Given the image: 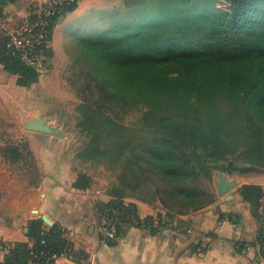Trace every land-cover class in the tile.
I'll list each match as a JSON object with an SVG mask.
<instances>
[{
    "label": "trees",
    "instance_id": "trees-1",
    "mask_svg": "<svg viewBox=\"0 0 264 264\" xmlns=\"http://www.w3.org/2000/svg\"><path fill=\"white\" fill-rule=\"evenodd\" d=\"M136 2L137 12L128 20L83 44L87 80L96 82L100 99L78 108L84 115L79 129L90 138L78 157L121 170L119 183L108 189L112 199L99 206V213L110 207L122 213L118 237L133 225L162 223V215L140 219L136 207L124 202L127 197L158 201L164 217L173 219L215 202L204 188L214 171L233 175L238 162L264 168V0ZM78 5L50 20L47 42L36 48L46 67L54 56L56 26ZM3 33L0 65L18 77V85H33L40 72L14 53ZM135 108L142 113L140 127L131 129L118 111ZM88 179L82 174L78 181ZM239 193L263 223L258 241L264 246L259 213L264 189L245 184ZM229 219L240 221L235 214ZM66 234L58 225L47 230L33 220V245H8L3 264H53L61 255L75 259Z\"/></svg>",
    "mask_w": 264,
    "mask_h": 264
},
{
    "label": "crops",
    "instance_id": "crops-1",
    "mask_svg": "<svg viewBox=\"0 0 264 264\" xmlns=\"http://www.w3.org/2000/svg\"><path fill=\"white\" fill-rule=\"evenodd\" d=\"M86 1L90 0L81 4ZM4 2L0 31L38 16L44 4V0ZM17 80L0 65V245L32 246L29 223L41 220L47 230L55 225L63 228L76 253L75 259L55 257L53 264H264V246L258 241L263 223L239 193L245 184L264 189V176L244 182L228 177L230 184H236L218 191L213 204L173 219L164 217L167 212L158 201L127 197L124 202L136 207L140 219L162 215V223L133 225L121 237L106 239L99 206L112 199L109 187L88 170L90 162L78 157L81 145L70 140L69 130L63 132L66 137L31 130L39 119L51 124L35 84L23 87ZM48 97L46 104L51 103ZM82 174L89 179L80 183ZM259 213L264 216V198ZM231 214L240 221H230Z\"/></svg>",
    "mask_w": 264,
    "mask_h": 264
},
{
    "label": "rangeland",
    "instance_id": "rangeland-1",
    "mask_svg": "<svg viewBox=\"0 0 264 264\" xmlns=\"http://www.w3.org/2000/svg\"><path fill=\"white\" fill-rule=\"evenodd\" d=\"M83 1V0H82ZM81 1V2H82ZM137 0H90L78 5L75 11L67 13L55 28L51 47L54 56L48 67L37 82L34 92L39 103L44 106V114L52 128L61 130L55 137H66L63 132L69 130L70 140L81 145L80 151L89 141L87 133L81 131V112L78 108L85 102L98 101L95 83L87 80V57L84 55L83 44L93 40L97 41L102 35L108 33L115 22L128 20L137 12ZM145 5H150L151 0H143ZM144 5H139V9ZM148 7V6H147ZM50 98L51 103L46 104ZM39 107V104H38ZM140 107V106H139ZM138 107V108H139ZM117 112V111H116ZM122 117L121 123L128 128H139V120L142 116L140 109H133L126 113L118 111ZM80 118V119H79ZM237 171L230 175L225 172L214 171L212 180H204V188L216 196L219 183L222 180L241 182L253 180L256 177L263 178L264 168L254 167L250 164L238 162ZM247 168V172L241 171ZM88 170L99 180L104 181L108 187L119 183L120 169L109 165L91 162Z\"/></svg>",
    "mask_w": 264,
    "mask_h": 264
},
{
    "label": "built area",
    "instance_id": "built-area-1",
    "mask_svg": "<svg viewBox=\"0 0 264 264\" xmlns=\"http://www.w3.org/2000/svg\"><path fill=\"white\" fill-rule=\"evenodd\" d=\"M11 1V0H7ZM82 0H44L43 7L37 16V20L30 22L25 20L16 28L2 27L4 32L10 37L9 46L15 49L14 53L19 52L23 60L29 65L35 67L40 75L45 70V64L42 57L36 53V48L46 44L48 39V26L50 20L64 11L66 7L79 4ZM3 33V34H4ZM122 213L117 209L110 207L105 212L100 213L99 224L100 229L106 239H116L118 236L119 226L121 224ZM45 243V241H42ZM8 251V247L4 244L0 245V264H3V254ZM55 258V257H53ZM34 264H40L36 262Z\"/></svg>",
    "mask_w": 264,
    "mask_h": 264
},
{
    "label": "water",
    "instance_id": "water-1",
    "mask_svg": "<svg viewBox=\"0 0 264 264\" xmlns=\"http://www.w3.org/2000/svg\"><path fill=\"white\" fill-rule=\"evenodd\" d=\"M31 130L36 131V132H42V133H54L57 134L59 130H55L54 128H52L51 125L45 124L43 119H39L37 121H35V123L33 125H31ZM223 184V187L220 188V185ZM229 182L228 180H222V182L219 183V187H218V191H225L226 187L229 186ZM236 184V183H234ZM234 184H230L231 186H233Z\"/></svg>",
    "mask_w": 264,
    "mask_h": 264
}]
</instances>
